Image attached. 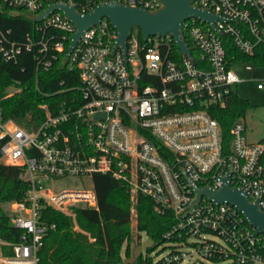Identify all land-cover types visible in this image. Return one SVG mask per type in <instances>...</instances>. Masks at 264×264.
Here are the masks:
<instances>
[{
  "label": "built area",
  "instance_id": "1",
  "mask_svg": "<svg viewBox=\"0 0 264 264\" xmlns=\"http://www.w3.org/2000/svg\"><path fill=\"white\" fill-rule=\"evenodd\" d=\"M5 1L30 16L53 3L74 5L82 15L106 2L161 6L157 0ZM192 4L219 18L213 23L191 16L182 23L189 53L181 51L172 33L142 43L132 33L124 56L121 48L114 51L116 27L103 17L84 31L65 62L78 28L60 9L34 21L36 30L24 45L0 40L4 59L17 60L24 48L35 52L38 65L62 57L81 82L55 111L44 105L45 117L35 126L6 117L0 97L1 160L24 167L28 177L25 199L12 204L11 223L21 234L14 242L0 238V264H40V249L56 226L42 218V208L76 220V208L97 206L94 183L80 189L45 183L95 173H111L128 184L134 201L138 194L148 196L157 212L174 219L163 234L164 246L156 250L154 244L131 264L137 259L138 264H264V231L257 232L237 206L204 194L191 206L195 188L219 189L228 177L230 186L244 189L264 210V141L247 139L242 117L226 141L211 115L246 81L236 62L251 73L264 71V0ZM255 74L251 79L264 89V76Z\"/></svg>",
  "mask_w": 264,
  "mask_h": 264
},
{
  "label": "trees",
  "instance_id": "2",
  "mask_svg": "<svg viewBox=\"0 0 264 264\" xmlns=\"http://www.w3.org/2000/svg\"><path fill=\"white\" fill-rule=\"evenodd\" d=\"M35 30L36 23L25 10L0 0L2 42L24 45L26 35ZM134 31L142 43L141 30ZM223 38L230 43V49L235 48L227 35ZM34 53L24 48L14 61L4 59L0 52V97L4 115L27 126L39 124L45 117L44 105L55 111L60 102L77 92L74 88L81 83L77 69L65 64L62 57L50 66H43L37 64ZM249 106V100L240 96L235 87L226 104L215 106L211 111L219 121L226 141L231 136L233 123L245 115ZM92 179L97 206L75 209L80 229L75 228L70 215L51 207L42 208V218L56 226L40 249V264H124L122 249L125 242L124 253L129 258L132 233L129 186L111 173H95ZM27 189L25 168L3 162L0 152V238L8 242L19 240L21 231L11 223L14 214L11 206L25 199ZM135 208L138 232L144 231L156 245L162 243L163 234L174 219L157 212L153 200L142 194L137 195ZM4 253L9 254L10 250L5 248Z\"/></svg>",
  "mask_w": 264,
  "mask_h": 264
},
{
  "label": "water",
  "instance_id": "3",
  "mask_svg": "<svg viewBox=\"0 0 264 264\" xmlns=\"http://www.w3.org/2000/svg\"><path fill=\"white\" fill-rule=\"evenodd\" d=\"M161 3L156 9H148L143 6H132L118 2H106L98 5L92 12L85 15L80 14L74 5L65 3H53L49 5L41 14L32 15L33 21H40L56 9L62 10L66 16L77 26L78 30L73 35V40L64 61L67 62L69 53L76 45L77 41L86 29L92 25L98 24L103 17L110 19L118 31L117 41L114 51L121 48L125 56L128 48V39L137 28L141 30L142 39L147 40L153 35H163L172 33L177 46L183 53H189L188 44L183 36L182 23L189 17L195 16L203 20L215 22L218 15L213 14L208 9H201L192 4L193 0H157ZM197 198L195 202L206 195L210 199L221 203L229 202L237 206L248 220L257 227V232L264 231V210L258 204V201H250L247 192L242 188L230 186L228 177L219 189L195 188ZM154 241L147 238L142 244L137 245L132 256L126 259V263L131 264L136 258L140 257L144 249L152 248Z\"/></svg>",
  "mask_w": 264,
  "mask_h": 264
},
{
  "label": "rangeland",
  "instance_id": "4",
  "mask_svg": "<svg viewBox=\"0 0 264 264\" xmlns=\"http://www.w3.org/2000/svg\"><path fill=\"white\" fill-rule=\"evenodd\" d=\"M135 33V31H134ZM234 68L237 70V72L244 78H246V81L241 83L238 86V92L240 96L243 98H246L250 102V106L247 108L245 115L242 117L243 122L246 126V136L247 139L251 142H262L264 141V89H258L256 87V81L251 79V76H253L254 73H256V76H264V71L259 70L258 72H249L244 68V64L240 62H236L234 64ZM46 187H61L66 189H80V188H88L92 187L93 185V179L92 178H85V179H79V178H67L63 181L51 183L46 182ZM132 214H131V241H129L130 247H131V254L132 256L134 248L142 244L148 236L144 231L138 232L137 230V213L135 208V201L132 199ZM6 208V206H4ZM12 207V206H11ZM74 220V219H73ZM75 228L80 229L78 223L76 220H74ZM151 238V237H150ZM126 246V242L124 243L123 249H122V256L123 260L125 261L127 258L124 254V249ZM164 246V244L160 243L156 250H159ZM146 250H143V254H146ZM151 255L156 256L155 251L151 252ZM139 260H137V264Z\"/></svg>",
  "mask_w": 264,
  "mask_h": 264
}]
</instances>
